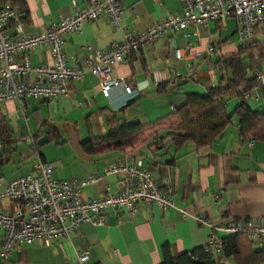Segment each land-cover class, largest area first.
Returning a JSON list of instances; mask_svg holds the SVG:
<instances>
[{
    "label": "crops",
    "instance_id": "1",
    "mask_svg": "<svg viewBox=\"0 0 264 264\" xmlns=\"http://www.w3.org/2000/svg\"><path fill=\"white\" fill-rule=\"evenodd\" d=\"M24 1L28 10V23H23L25 32L45 27L50 20L71 16L85 3V0ZM119 4L122 9L120 29L112 27L106 17H99L82 22L78 31L62 37V52L68 67L82 69L94 50H104L121 41L125 32L136 33L167 15L182 14L179 0H119ZM6 30L9 34L13 32L11 23ZM231 34L236 36L237 43L222 52ZM251 42L257 43L255 48L243 52L255 55L256 61L251 73L242 63L247 77H254L256 70L264 72V58H260L258 52L259 48L264 50L261 26L256 27ZM188 43L191 44L189 51L185 49ZM244 44L238 40L231 16L199 27L197 34L192 26H187L183 30L170 31L151 46L142 47L122 62L110 65V77L122 78L135 90L130 98L125 96L122 86L112 88L109 96L104 97L96 76L85 72L79 80L67 82L65 95L50 101L26 98L21 103L14 100L1 102L0 123L6 127L11 141L10 145L0 144L3 184L15 177L33 174L36 161L30 156L37 153V139L45 136L46 142H51L52 135H55V141L62 139L68 144L70 157L65 160H48L42 154L37 157L51 165L53 178L74 179L82 200H93L119 189V175L106 174L105 169L122 158L126 163L141 161L151 178L166 180L173 207L162 210L152 204H140L133 214L121 209H107L101 225L81 223L68 237L59 238L48 246L35 241L14 247L10 256L0 264H161L163 244L170 245L175 253L190 252L198 247L214 250L212 242L216 235L196 221L198 216L211 222L264 220V143L239 136L237 117L233 114L238 103L235 96L225 103L226 111L232 114V123L218 139L204 148H196L193 142L177 147L169 139L161 141L158 146L151 145V141L127 154L105 149L86 151L81 145L83 141L100 139L107 133L105 115L108 112L116 115L120 125L147 126L172 114L186 95L205 94L222 75L229 77V56ZM208 45L214 46L217 52L221 51L220 56H216L217 52L208 56L205 52ZM174 49L182 50V59L174 58ZM190 52L194 56L190 57ZM27 58L31 65L46 63L49 61L47 48L39 47L28 52ZM187 64L192 68L191 73L187 72ZM173 79L177 91L161 88ZM32 80L30 76L29 81ZM159 85L161 92L158 91ZM257 92L259 98L249 100L247 104L253 110L262 111L264 102L259 88ZM259 100L262 105L258 104ZM32 101L52 104L53 113L42 115L37 108L27 113ZM29 117L33 120L30 123ZM23 120L24 133L20 130L24 127ZM22 141H28L29 154L27 148L17 152ZM87 177L98 179L95 184L80 185V181ZM214 194L218 195L216 203L212 199ZM12 207V201L0 197V211L9 213ZM216 234L220 238L223 236L219 232ZM252 243L253 246L259 244V249L264 252V240ZM76 251H86L88 258L79 263L75 258ZM219 262L233 264L230 257H222Z\"/></svg>",
    "mask_w": 264,
    "mask_h": 264
},
{
    "label": "built area",
    "instance_id": "2",
    "mask_svg": "<svg viewBox=\"0 0 264 264\" xmlns=\"http://www.w3.org/2000/svg\"><path fill=\"white\" fill-rule=\"evenodd\" d=\"M182 14L167 15L145 29L136 33L125 32L123 39L104 50H94L87 57L84 68H71L65 64L62 52V37L76 32L82 22L106 17L112 27L120 29L119 20L122 9L119 0H85L84 5L71 16L50 20L45 27L25 32L23 23L9 3L0 4V103L30 98L50 101L67 93V82L79 80L85 72L97 78V85L104 97L112 88L122 86L124 94L130 98L135 90L120 78L110 77V65L122 62L127 56L142 47L151 46L158 38L170 31H179L192 26L195 34L199 27L210 22L232 17L236 25L239 41L245 42L253 37L254 28L261 26L264 32V0H179ZM12 23L13 32L9 34L7 25ZM39 47H46L49 61L31 65L27 53ZM186 50L191 44H186ZM208 56L217 49L208 45ZM176 60L182 59V50H173ZM189 56H194L190 52ZM187 72L192 68L186 65ZM33 80L29 81V77ZM255 87L250 91H239L237 97L255 101L259 98L257 88L264 85V72L254 73ZM237 98V99H238ZM51 165L37 157L33 165L34 173L15 177L3 184L0 177V197L12 201L11 212L0 211V262H4L14 247L30 245L35 241L48 246L55 240L68 237L81 223L101 225L107 209H121L128 214L138 210L140 204H152L159 209L173 207L166 180L151 178L141 161L126 163L118 159L108 165L105 173L119 175L120 187L93 200H82L79 185L74 179H55L51 176ZM98 177H87L80 185L95 184ZM216 203L218 195H212ZM196 221L215 234L213 249L220 251V237L231 233H244L251 241L264 240L263 219H230L211 222L204 217ZM75 258L83 263L88 258L86 251L75 252Z\"/></svg>",
    "mask_w": 264,
    "mask_h": 264
},
{
    "label": "trees",
    "instance_id": "3",
    "mask_svg": "<svg viewBox=\"0 0 264 264\" xmlns=\"http://www.w3.org/2000/svg\"><path fill=\"white\" fill-rule=\"evenodd\" d=\"M2 3H9L17 13L19 21L28 23V10L24 0H0V4ZM255 34L256 27L253 36ZM251 40L252 38L245 41L244 46L229 56V77L222 75L218 83L205 94L186 95L184 102L172 114L147 126L120 125L116 115L108 112L105 115L107 133L100 139L83 141L82 147L86 151L105 149L127 154L151 141V145L158 146L165 139H169L177 147L186 142H193L198 149L210 146L232 123V114L225 109L226 101L234 96L238 98L239 91H250L255 87L254 77H247L240 60V53L255 48L257 43ZM258 52L260 58H264V50L259 48ZM159 88L160 85L158 91L161 92ZM161 88L173 92L178 90L174 79L169 84H163ZM258 88L264 102V85ZM237 101L233 114L237 117L239 136L264 143V108L256 111L249 107L246 100L238 98ZM52 138L56 140L57 136L52 135ZM0 144H11L3 123H0ZM161 255V264H221L219 260L222 257L232 258L233 264H264V252L255 248L244 233L223 235L220 238V251L217 253L203 247L194 248L190 252L175 253L170 245L163 244ZM216 256L218 258L215 259Z\"/></svg>",
    "mask_w": 264,
    "mask_h": 264
},
{
    "label": "rangeland",
    "instance_id": "4",
    "mask_svg": "<svg viewBox=\"0 0 264 264\" xmlns=\"http://www.w3.org/2000/svg\"><path fill=\"white\" fill-rule=\"evenodd\" d=\"M236 43H237L236 42V36L235 35L233 36V34H231L230 37H229V39H228V42L223 45L222 52L226 51L227 47H234L236 45ZM220 54H221V51L220 52H217L216 56H220ZM240 57H241V61L244 64V66L247 67V68H249L250 69V73H251V67H252L253 63L256 61L255 60V55L250 56L247 52H242L240 54ZM32 102L33 103H30L29 104V107L27 109V113H29L30 110H32L33 108H35V109L37 108L38 111H40L42 115L47 114V113H50V114L53 113L52 112L53 111L52 104H50V103H37L36 104L34 101H32ZM258 104L259 105H262V101L259 100ZM54 113H56V111ZM18 114L21 116V118L23 117L20 107H18ZM29 116L32 117V115H29ZM31 117L28 118V119H30L28 121L29 123H30V121H33ZM48 120H49V123H50V121H52V115H50L48 117ZM28 122H26V123L30 126V124ZM23 124H24V127L23 128H20V130H21L22 133H24V129H26L24 120H23ZM80 126L81 125H79V127ZM79 127H78V129H79ZM61 140L62 139H59L58 142L55 141L54 139L51 142H46L47 140H44L45 143H41L39 145H36L37 153L36 154H33L32 153V156H30L31 157V160H34L35 159V161H36L38 154H42L48 160H50V159H53L54 160L55 158H60L62 160L67 159L71 155V154L69 155L70 150H69V147L67 146L68 144H65ZM57 143H59V144H57ZM27 147H28V141H22L19 144V147H18V151L17 152L20 153L24 149H26ZM29 153H30V150L28 149L27 150V154H29ZM16 155L14 154L13 156H16ZM50 162L52 163V165L55 164V161H50ZM254 246L256 248H259V244H256ZM263 250H264V248H263Z\"/></svg>",
    "mask_w": 264,
    "mask_h": 264
},
{
    "label": "water",
    "instance_id": "5",
    "mask_svg": "<svg viewBox=\"0 0 264 264\" xmlns=\"http://www.w3.org/2000/svg\"><path fill=\"white\" fill-rule=\"evenodd\" d=\"M131 101H132V99L129 100V101L127 100V101H126V104L130 103ZM44 140H47L45 136H44V137H41V138H39V139H37L36 142H37L38 144H40L41 142H44ZM1 154H2V146L0 145V155H1Z\"/></svg>",
    "mask_w": 264,
    "mask_h": 264
}]
</instances>
